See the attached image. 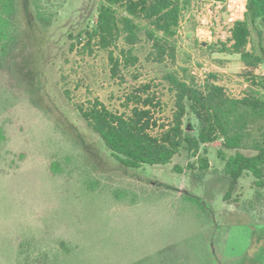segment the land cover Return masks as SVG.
Wrapping results in <instances>:
<instances>
[{"label":"rangeland","instance_id":"374dc122","mask_svg":"<svg viewBox=\"0 0 264 264\" xmlns=\"http://www.w3.org/2000/svg\"><path fill=\"white\" fill-rule=\"evenodd\" d=\"M16 1L19 42L0 57V264H264V188L249 172L231 183L220 140L201 148L207 170L185 151L166 165L128 168L79 110L97 99L121 110L125 93L151 82L163 101L156 116L167 120L174 96L162 75L181 67L200 85L215 74L232 97H264L240 55L209 48L231 37L247 0H191L176 62L148 61L141 41L124 80L106 51L70 38L96 23L100 0H44L56 12L48 26L33 0ZM253 73L264 78V65Z\"/></svg>","mask_w":264,"mask_h":264},{"label":"trees","instance_id":"16d2710c","mask_svg":"<svg viewBox=\"0 0 264 264\" xmlns=\"http://www.w3.org/2000/svg\"><path fill=\"white\" fill-rule=\"evenodd\" d=\"M190 3L191 0H100L96 23L70 38L77 43L85 41V48L94 45L106 51L112 75L124 80L121 68L137 65L135 46L141 41L150 44L148 61L166 67L169 60L176 62V38ZM33 4L38 21L45 26L53 24L56 12L46 10L50 7L44 0H33ZM16 11V0H0L2 58L9 56L19 42ZM209 48L212 52L240 55L251 70L252 82L264 89V78L253 73L264 65V0H247L244 18L235 21L231 37ZM160 84H166L174 96L172 115L167 120L156 116L163 101L159 84L151 82L140 83L125 93L121 110H111L97 99L86 108L80 106V114L125 167L166 165L185 151L198 158L201 170H207L208 148H201L220 140L224 149L234 151L227 157L223 148L219 149L231 183L236 184L249 172L255 177L256 187L264 188V97L256 92L232 97L213 73L200 85L186 67L167 70ZM1 132L2 129V135Z\"/></svg>","mask_w":264,"mask_h":264}]
</instances>
